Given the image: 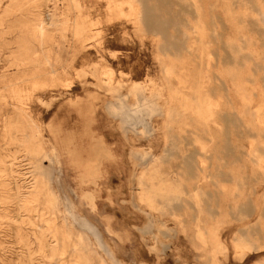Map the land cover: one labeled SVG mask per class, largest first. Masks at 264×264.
Wrapping results in <instances>:
<instances>
[{
	"label": "rangeland",
	"instance_id": "rangeland-1",
	"mask_svg": "<svg viewBox=\"0 0 264 264\" xmlns=\"http://www.w3.org/2000/svg\"><path fill=\"white\" fill-rule=\"evenodd\" d=\"M0 264H264V0H0Z\"/></svg>",
	"mask_w": 264,
	"mask_h": 264
},
{
	"label": "bare ground",
	"instance_id": "bare-ground-1",
	"mask_svg": "<svg viewBox=\"0 0 264 264\" xmlns=\"http://www.w3.org/2000/svg\"><path fill=\"white\" fill-rule=\"evenodd\" d=\"M40 30H42L41 28L39 29V31ZM85 74V73H84ZM79 77V76H78ZM81 78H82V76H81ZM200 113V112H199ZM201 117H203L202 115H200ZM102 153H104V150L101 152V150H99V149H97L96 148V150H95V155H96V158H95V160L91 163V165H90V170H88V171H86L85 173H84V175L86 174V175H89L90 177H93V178H97V167H98V164H99V159H98V157L100 156H102ZM170 191V190H169ZM167 192V191H166ZM171 192H173V191H171ZM84 198H87L90 202H91V204H92V200H93V195L91 194V193H87V194H85L84 195ZM86 199V200H87ZM92 206V205H91Z\"/></svg>",
	"mask_w": 264,
	"mask_h": 264
}]
</instances>
